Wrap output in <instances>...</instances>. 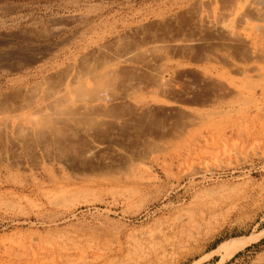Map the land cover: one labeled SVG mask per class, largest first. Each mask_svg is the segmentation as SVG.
Wrapping results in <instances>:
<instances>
[{"label":"rangeland","instance_id":"obj_1","mask_svg":"<svg viewBox=\"0 0 264 264\" xmlns=\"http://www.w3.org/2000/svg\"><path fill=\"white\" fill-rule=\"evenodd\" d=\"M187 9L186 0H0V34L31 38L10 41L0 56H33L34 37L57 46L34 66L9 74L0 68V79H65L77 67L95 66L114 70L111 79L129 103L150 104L148 120L102 139L93 156L59 160L54 152L34 174L17 162L10 177L0 176V264H264V104L248 117L224 113L204 123L168 109L178 101L204 116L214 111L186 105V94H168L196 90L190 71L202 69L169 44L194 31ZM121 54L125 62L112 61ZM122 104L130 106L116 103ZM134 142L155 147L136 158ZM248 237L231 257L215 253L228 240Z\"/></svg>","mask_w":264,"mask_h":264},{"label":"bare ground","instance_id":"obj_2","mask_svg":"<svg viewBox=\"0 0 264 264\" xmlns=\"http://www.w3.org/2000/svg\"><path fill=\"white\" fill-rule=\"evenodd\" d=\"M186 2L191 8L187 9V13L190 12L191 15L190 20H187L189 22L188 27L193 28L194 31L183 32L180 35H176L173 40L170 38L169 44L179 50L178 54L180 57L188 59V61L202 69L187 70L192 73L190 78L194 79L196 90L184 93L182 87V89L168 88V94L173 98L186 94L184 102L186 105L209 106L213 107L214 111L207 112L208 114L204 116L205 114L203 115L199 110L177 105L178 101L175 105H168V109L172 110V112L176 111V115L180 118L197 123H204L205 120L207 122L212 121L215 117L224 113L231 115L235 113L236 116L240 115L243 118L248 117L252 109L260 111L264 104V0H186ZM182 12L183 16L186 17L184 15L185 10ZM32 31L36 32L33 29ZM22 34L24 35V33ZM20 37L22 36L0 34V48H6L10 41L11 43L12 41H18L21 39ZM27 38L31 39L30 36ZM27 38L24 35L22 40ZM72 38L70 39L72 40ZM39 39L43 40V38ZM33 42L36 44L31 47L33 56H28L24 53H10L11 51L6 52L0 56V68H3L8 73L17 71L20 68L30 67L31 65L34 66L46 58L47 53L57 47H54V43L51 44L54 46L40 44L38 43V38L35 39V37ZM167 45L165 47L163 45L160 46L162 49H166ZM60 46L63 47V44ZM86 56L88 58V54ZM126 57L128 55H122L120 59L114 56L111 58H113V62L123 63ZM162 57L164 59V56ZM112 61H110L111 64L113 63ZM19 63L22 64L18 65ZM14 64H17V66ZM97 65L99 66L100 62ZM94 67L83 71H80V68L77 67L79 72L76 73L74 70L71 76H68L70 73L66 74L65 79H46V77L45 79H0V176L10 177L11 170L15 168L17 162L23 164L28 173L34 174L43 168L45 159L53 158L54 160V152L60 153V156H58L59 160H67L72 154H83L84 158H86L85 156H93L103 147L104 142L102 139L116 137L117 132L126 125L128 126L130 122L134 121L138 124L146 119L148 120V118L144 120V116L146 115L145 113L149 112L150 104L145 105L146 103L143 104L136 101L129 103L128 96H119L118 94V79H111L110 75L116 74L113 73L114 70L110 69L101 72L98 67ZM74 69L76 68L74 67ZM153 76L155 78V75ZM58 77L59 75H57ZM222 79L233 80L228 83V81L225 82ZM118 101L127 102L130 106L122 104V107L118 108L116 105ZM225 107L228 109H225ZM163 113L160 114L163 115ZM148 114H150L149 117L152 120L159 117L158 115L157 117L155 116L156 118L154 115L151 117L152 113ZM166 115L168 116L169 114ZM257 117L259 118L261 115ZM262 118L264 117L259 120H262ZM226 123H228L227 120ZM133 125L135 126L134 123ZM139 125L142 127L141 124ZM129 126L131 128V125ZM124 130H126V127ZM132 140L134 139L132 138ZM161 143L163 144V142ZM106 145L108 147V144ZM151 145L143 142H134L131 143L129 148L132 149V152H135L136 158H140L141 155L145 154L146 156V154L148 155L149 152L153 151L155 145ZM82 146H84V150ZM191 171L189 173L192 175L200 174L199 170ZM55 198L56 202L58 200L61 202L60 197L54 196ZM52 201L49 203L52 204ZM252 240V237L228 240L220 244L215 253L221 255L222 259L231 257L246 247Z\"/></svg>","mask_w":264,"mask_h":264}]
</instances>
